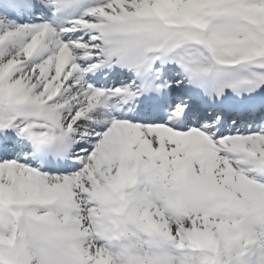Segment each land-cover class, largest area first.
<instances>
[{
  "label": "snow or ice",
  "instance_id": "6c2138e0",
  "mask_svg": "<svg viewBox=\"0 0 264 264\" xmlns=\"http://www.w3.org/2000/svg\"><path fill=\"white\" fill-rule=\"evenodd\" d=\"M0 264H264V0H0Z\"/></svg>",
  "mask_w": 264,
  "mask_h": 264
}]
</instances>
